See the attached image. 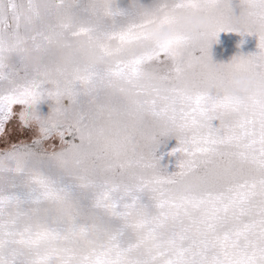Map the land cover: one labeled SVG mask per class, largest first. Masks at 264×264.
I'll use <instances>...</instances> for the list:
<instances>
[{
	"label": "snow or ice",
	"instance_id": "1",
	"mask_svg": "<svg viewBox=\"0 0 264 264\" xmlns=\"http://www.w3.org/2000/svg\"><path fill=\"white\" fill-rule=\"evenodd\" d=\"M0 264H264V0H0Z\"/></svg>",
	"mask_w": 264,
	"mask_h": 264
},
{
	"label": "rangeland",
	"instance_id": "2",
	"mask_svg": "<svg viewBox=\"0 0 264 264\" xmlns=\"http://www.w3.org/2000/svg\"><path fill=\"white\" fill-rule=\"evenodd\" d=\"M147 2V0H144ZM122 5L127 3V0H121ZM241 37L236 33H220L218 42L214 43L211 48L212 58L215 62H228L237 53L247 54L249 52H254L256 50V38L244 37V43L241 45ZM238 45H240L238 47ZM67 103V101L65 102ZM41 110L47 113L48 106L42 105ZM175 146V140H170L168 142V148ZM171 162L174 165V158L165 157L162 163ZM170 170H172L170 168Z\"/></svg>",
	"mask_w": 264,
	"mask_h": 264
},
{
	"label": "clouds",
	"instance_id": "3",
	"mask_svg": "<svg viewBox=\"0 0 264 264\" xmlns=\"http://www.w3.org/2000/svg\"><path fill=\"white\" fill-rule=\"evenodd\" d=\"M202 21H187L186 24L190 27L191 31L197 30L201 25ZM149 38L157 44H163L170 39V31L167 27L160 29L159 31H152L149 33ZM247 81L242 79H235L232 81V85L235 90L243 93L247 87Z\"/></svg>",
	"mask_w": 264,
	"mask_h": 264
}]
</instances>
